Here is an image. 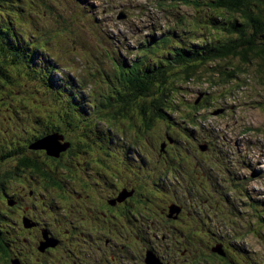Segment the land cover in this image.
Returning <instances> with one entry per match:
<instances>
[{"label":"rangeland","instance_id":"obj_1","mask_svg":"<svg viewBox=\"0 0 264 264\" xmlns=\"http://www.w3.org/2000/svg\"><path fill=\"white\" fill-rule=\"evenodd\" d=\"M155 0H13L16 7V12L10 20L13 23L14 33L17 37L18 44L8 45V41L14 40V35H0V101L1 106L7 105L8 93H12L15 101L19 98L20 106L15 110L14 117L16 120L22 118V109L32 107L33 110L46 108L45 116L54 119L57 122H62L67 118L70 111L76 110L81 122L77 128H72L67 131V135L77 133L87 138L88 142L92 139H102L95 137H103L98 135L101 129L95 128L97 134L92 130V116L94 105L101 102L100 96H105L112 91L121 89L119 84L120 78H109L110 82L105 83L106 91L101 93L102 70L107 74H112V64L110 58H116L119 62L123 55H126V61H130L133 57L129 53L137 49L139 42L147 39L149 34L164 31L168 26L180 23L182 18H190L191 11L185 5H179L174 10H160L154 5ZM129 11V13L126 12ZM8 11L4 2L0 1V18ZM72 12V13H68ZM68 13V14H67ZM84 21L81 22L78 14ZM124 14L122 20L118 18ZM65 19V22L63 19ZM232 19V18H229ZM193 20V19H192ZM185 22V27L188 22ZM83 23V26H82ZM2 23L0 28L2 30ZM184 28V27H182ZM174 31H179L180 29ZM198 30V27H196ZM246 34L254 33L256 35L255 43L259 47L264 48V31L263 36L251 29H244ZM167 32V31H165ZM159 34L165 35L166 33ZM189 34L188 31L183 33ZM200 37L199 34L194 36L195 39ZM69 39H74V43L67 45ZM122 42L118 48V52L114 51L116 43ZM117 39V41L115 40ZM25 40L27 45L24 43ZM38 45L45 49L44 58H53L55 61L53 66H48L49 59L42 62L41 56H34L33 47ZM147 46V45H146ZM143 46L142 49L146 48ZM14 47H17L15 49ZM84 50H87V57L82 59ZM257 56V55H256ZM249 60L254 59L253 70L245 74H239V78H253L250 82L240 84V79L236 78L235 83L229 87H223L222 77H211V70L208 68H200V73L189 84L180 87V75L173 74L169 78V87L182 88L184 97L180 99V107L193 104L201 93H208V104L200 109L199 112L191 111L193 115L180 116L176 113H166L167 121L153 122L148 131H140L138 129V121L135 124L128 122H120L117 120L112 133L113 138L126 139L125 142L130 144L131 139L135 141L134 145L145 146V140L148 141V158L149 166L153 162V156L158 154L156 145L162 143L165 136H170L175 143L171 145L169 154H202L196 147L198 144L205 142L207 134L211 136L209 140L215 139L220 142V145L215 148V144L206 149L207 155H211L212 161L216 156H225V165L229 160H236L234 152L239 155H244L246 165H250L249 169H254L258 172L255 179L248 178L250 174L247 170L244 173H239L240 176H246L244 180H237L234 183V188L228 190L225 188L223 178L225 174L215 175L214 169L208 167L203 170V176L200 175L199 183L206 181L202 188L192 189V200L195 198L203 200V195L208 194L209 199L207 206H214L218 198L224 195L227 202L220 204V207L215 210L208 209L212 212L213 220L208 223L206 229L197 227L198 238L200 240L211 239V233L214 240H218L223 236L233 237L230 230L236 231L235 225L238 227L239 237H233V241L240 246L239 252L236 255V263L239 264H264V80L261 73L257 72V65L261 62L248 56ZM31 60V61H30ZM88 74H94L97 71L98 78L93 85L88 84L84 78V67ZM57 68V72H54ZM45 71V75L51 80L50 86L48 78H38L37 70ZM79 70V71H78ZM42 71V72H43ZM53 71V72H52ZM62 73V75H59ZM101 74V77H99ZM182 77V76H181ZM83 82V84L81 83ZM242 85V86H239ZM103 86V85H102ZM238 86V87H237ZM58 93L65 98H59ZM71 94H75L76 98H72ZM70 97L67 99L66 96ZM112 99L113 96L111 97ZM252 100L253 103L247 101ZM65 101L69 102L66 104ZM75 103V104H73ZM244 105V106H243ZM56 107V109L54 108ZM228 108L227 114L221 117L209 116L210 109L208 108ZM177 108V109H179ZM176 109V110H177ZM8 110H5L7 112ZM23 122L14 126L15 135L21 136L23 132L25 145L28 147L35 143V139H40L43 135L53 129L62 132L65 125H76L79 121L76 113L69 115V120L62 124L51 125V130H48L49 122L42 115H36L35 118L42 121L47 129L42 135L36 136V133L43 130L44 124H34V114L27 111ZM59 116V120L57 119ZM12 118L4 114L0 122L5 123L11 121ZM187 120V122L185 121ZM97 121L105 127H109L106 120ZM195 126V128H193ZM252 126L257 127L254 130ZM205 129L207 132H205ZM179 131L189 137H194V142H185ZM110 137V136H109ZM104 140V139H103ZM86 142V143H88ZM99 141L95 140L87 149L93 152L101 151L102 147L98 145ZM124 142V143H125ZM74 150V155H78L84 150V144L80 139L75 138L69 141ZM9 145V144H8ZM119 145V143H117ZM0 146V150H2ZM10 146L4 148V154L10 150ZM107 151V148L104 147ZM0 153V156L3 154ZM31 152V151H28ZM136 153H139L137 150ZM121 154V150H119ZM96 154H92L95 157ZM136 156V155H135ZM134 156V157H135ZM139 156L134 160L137 161ZM99 158V156H98ZM221 159V158H219ZM256 167L254 168V164ZM6 164H13L10 158ZM137 164V163H136ZM221 163H212L209 165ZM137 165H133L134 169ZM56 173H69L70 169L67 165L58 169H53ZM230 170L234 171L232 164ZM171 169H167L164 175L169 176ZM147 187L152 186L154 179H158L160 175L153 171L146 170ZM6 183H11V179L6 178ZM223 183V184H222ZM166 185V184H164ZM175 196L179 198L181 191L179 184L174 186ZM199 192V193H198ZM170 198H173L170 196ZM232 209V215L224 217V210ZM219 220V223L216 221ZM245 228H247L245 230ZM206 230V232H205ZM206 235V237H204ZM201 250L206 252L203 247ZM197 264L204 261L200 255V246L197 245ZM206 254L208 264H225L221 261H215L208 257L210 251ZM203 254V255H204ZM213 258H219L216 254H211Z\"/></svg>","mask_w":264,"mask_h":264},{"label":"clouds","instance_id":"obj_2","mask_svg":"<svg viewBox=\"0 0 264 264\" xmlns=\"http://www.w3.org/2000/svg\"><path fill=\"white\" fill-rule=\"evenodd\" d=\"M195 0H155L154 5L158 7L160 10H174L177 9L179 5H185L187 6V9L191 11V17L190 18H182L183 20L180 21V23L173 24L172 26H168L164 31L162 32H156L154 34H149L147 36V39H145L142 42H139L138 47L133 52L129 53L133 57L125 63L126 55L122 56V59L118 62L116 58H110L111 64H112V74H107L104 70H102V76L103 80L99 81V85L101 84V90H99L101 93H104L106 91V85L110 82L109 78H119L124 71L130 67L132 62L140 57H148L152 59L153 61H158V56L167 49L169 45L172 44H178V40L186 39L190 40L194 46H202L203 44H210L211 46L216 45L217 41H227L235 38L236 35H233L231 33V24L237 23L241 21V17L238 14H233L230 12H226L225 10L217 9L213 6V3H209L210 0H197L198 5H194L193 2ZM214 1V0H211ZM127 13H129L128 10H126ZM18 13V12H17ZM72 13V12H69ZM78 14V13H73ZM81 22L83 21L81 19V16L78 14ZM13 17V16H12ZM5 16L3 15L0 18V22L4 23ZM11 18V17H10ZM63 19L65 22V19ZM124 18V14H121V16L118 18V20H122ZM232 18V19H229ZM192 20L191 22H188L185 27V22ZM84 22V21H83ZM83 26V23H82ZM239 26V25H238ZM184 27V28H182ZM198 27V30L197 28ZM9 33L4 34L3 32L0 33V35H3L4 37L7 35H14V40L8 41V45H13L14 42L18 44L17 37L14 33L13 23L10 20L9 25ZM180 29L179 31H174L176 29ZM251 29V28H246ZM167 31V32H165ZM185 31H188L189 34H185L183 36V33ZM166 33L165 35H161L157 37L159 34ZM196 34H199L200 37L197 39L194 38ZM117 41V39H115ZM24 43L27 45V42L23 40ZM110 44L112 42L116 43V46L114 48V51L118 52V48L122 44V42H115L114 40L109 41ZM69 46V44H67ZM147 45V46H146ZM179 45V44H178ZM143 46H146V48L142 49ZM17 49V47H14ZM195 48L194 50H196ZM34 50V56H41L42 62H45L49 58H44V51L45 49L43 47H40L38 45H35L33 47ZM247 60H243L242 58L238 57L237 59L232 60L231 58L228 60H214L209 61L207 63H200V62H192L190 65L192 66V69L189 71V77L187 78L185 74L179 73V71H176L175 68H171L169 72L168 78H165L166 80V88L167 90H170L171 93L165 102L162 98V92L161 90H157L156 86L152 87L151 92H148V86H147V78H144L143 84H142V91L141 93L137 92L135 87L136 84L139 82L138 78H120L119 84H121V89L118 88L115 91H112L111 93L100 96L101 102L98 103V105H94L95 114L92 116V130L95 134H97L95 128L101 129L98 135H102L103 137H95V138H102V139H92L88 142L87 138L84 136H81L77 133V130L73 135H67V131H71L72 128H77L80 125L81 119L77 113L76 110H72L68 113L67 118L64 121L57 122L54 119L48 118L45 116L46 114V108L40 109L37 116L40 114L41 117H44L48 120L49 126L48 130H51V125L53 122L56 124H62L65 123L67 120H69V115L71 113H76L79 121L76 125H65L62 132H60L57 129H53L47 134L43 135L40 139H35V143L31 144L29 147L25 145V140L23 136L22 129L21 136L15 135V129L14 126L17 127V125L21 122H23L24 116L28 114L27 108L22 109V118L18 121H14V125L11 127L6 128L5 125L9 122L2 123L0 122V146H2V150H0V153L3 152L4 148L11 147L9 151H7L5 154L0 156V176H1V182L3 183L6 190L14 191L17 187H23L27 186L29 183H32V179L35 178V174L31 172V168L23 169L21 173L15 175L11 173L14 168L18 165L19 161L28 159L32 161H36L39 164H43L46 167L50 169L55 168H62L65 165L68 166L70 169L69 173H56V178L58 179H68V180H74L77 178L79 173L84 170L86 173L90 172L87 169L88 164H93L96 169H99L101 173H105L106 175H109L111 172L109 169H106L104 167V163H107V165H111L109 163L107 155H113L116 157V161L114 163L116 167V177H117V185L121 184L122 177L125 176L126 181H133V184L138 183V186L145 188V192L148 193V197L150 199V202L158 201L162 198H165L171 202L180 201L182 203H197L198 205H202V207L199 208L200 213V219L198 218L196 221V224L191 223L190 227L194 228L196 227L195 236H193L190 239V249L192 250V255L195 253V261L197 264V245L200 246V255L203 256L204 261L201 262V264H208L206 259V254L208 251H210V254L208 257L212 258L215 261H221L225 264H239L236 263L235 260L237 259L236 255L239 252L240 246H238L233 240V237H239L238 227L235 225L236 231L230 230L231 234H234L232 238L226 236H223L221 238H218V240H214V236L211 233V239L209 241L207 240H200L198 238L197 233V227L206 229L208 223L212 222L213 215L212 212L208 211V209L215 210L216 208L220 207V204L224 202H227V198L224 195H221V198H218L217 202L214 206H207L208 201H212L213 199H209L210 197L208 194L203 195V200L196 199L192 200V194L191 190L196 188H202L204 185L207 184V182L204 180L201 183H199L200 177H202L203 170L211 168L214 169L213 173L215 175H221L225 174L223 181L225 188L228 190H231L234 188V183L237 180H244L246 176H240L239 173H244L246 170L250 173L248 175V178L255 179L258 172L254 169H249L250 165H246V161L244 158V155H239L238 152H234L235 159L236 160H229L227 164L225 165V156H216L214 157V161H212V156L207 155L206 149H210L211 146L215 144V148H217L220 145V142L216 141L215 139H210V134H207L205 142L203 144H198L196 146L200 152H206L202 154H169V149H171V145H174L177 143L174 141L170 136H165L164 139H162V143L157 146L156 149L158 150V154L153 156L154 159L151 165L149 166V162L147 161L148 158V141L147 139L144 141L145 146H137L134 145L135 141L131 139L130 144H127L125 142L126 139H117L112 137V133L114 130V126L116 125L117 120L120 122H128L135 124L136 121H138V129L140 131H148L149 127L152 125L153 122H162L167 121L168 116L166 113H176L180 116L188 115L191 117L193 113L191 114L192 110H195V112H199L200 109H203L207 104L209 100L208 93H201L198 95L197 99L194 101L193 104H190V107L187 108V106L180 107V99L181 97H184V90L180 88L182 85L185 87V85L189 84L191 81L194 80V78L200 73V68H209L211 70V74L209 76L211 77H222V83L223 87H229L230 84L235 83V79H240V84H245L246 81L250 82L253 78H239V74H245L250 70H253L252 63L254 62L253 59L248 58V55L246 56ZM152 60L149 62L152 64ZM31 61V60H30ZM55 61L53 58L49 59L48 66L56 65L54 64ZM147 63V59L145 61ZM119 66H123V72H120L118 70ZM239 67L240 70H236L235 72V78L234 77V71L232 68ZM57 68H54V72ZM43 70H37L35 73L38 76V78H48L47 75H45V71ZM52 71V72H53ZM227 72H231L230 77L228 78ZM257 72L261 73V70L259 69L257 65ZM97 73H99L97 71ZM104 73L106 74L104 76ZM173 74L180 75V85L179 88L175 87H169V78ZM59 75H62V73H59ZM92 75V74H91ZM182 76V77H181ZM264 80V74L261 75V77ZM92 82L88 83L90 85H93L96 83L97 78H92ZM98 81V80H97ZM1 82V78H0ZM48 83L50 86H53L51 84L50 78H48ZM106 83V85H105ZM239 86H242L240 85ZM103 85V86H102ZM245 86H248V84H245ZM238 87V86H237ZM167 93V91H165ZM113 96L114 99L111 97ZM59 98H65L62 96V94L58 93ZM70 95L66 96L68 99ZM72 98H76L75 94H71ZM7 105L5 107L1 106L0 101V119L3 117L4 114H10L14 115L15 110L20 106L19 98H17V105H14V100L7 97ZM66 104L69 106V102L65 101ZM249 103H253L252 100L247 101ZM75 104V103H73ZM159 105L156 107L155 105ZM244 106V105H243ZM56 109V107H54ZM179 108V109H177ZM208 108V107H207ZM177 109V110H176ZM210 109L209 116L211 117H221L228 113L229 109L222 107V108H208ZM5 110H8L5 112ZM220 111L219 114L213 115L214 112ZM42 113V114H41ZM36 115H34V124L42 123V121L35 118ZM57 119L59 120V116H57ZM99 120H106L108 122L109 127H105L103 124L99 123L97 121ZM187 122V120H185ZM254 127V130H257V127ZM195 128V126H193ZM47 127L44 124L43 130L36 133V136L42 135L46 131ZM205 132L207 130L205 129ZM179 134L181 135V138L185 142H194V137H189L188 135L184 134L183 131H179ZM54 139L49 137L53 136ZM110 136V137H109ZM75 138L80 139L84 144V150L85 152H82L78 155H74V150L72 145L69 143V141L74 140ZM104 139V140H103ZM95 140H98L97 143L102 147L101 151L93 152L92 150H88L87 148L90 147L92 143L95 142ZM88 142V143H86ZM125 142V143H124ZM42 143H50L56 148V153H50L47 149L40 147ZM119 143V145H117ZM9 144V145H8ZM43 146V145H42ZM48 147V145H47ZM50 147V146H49ZM104 147L107 148V151L104 149ZM15 150H19V152H14ZM28 150H33L35 152H28ZM67 150V153L63 156L61 160H59L56 163L51 162V160L48 157L51 158H58L61 153H64ZM119 150H121V154H119ZM138 151L139 153H136L135 151ZM43 151V152H42ZM55 151V149H54ZM92 154H96L95 157L92 156ZM139 156L137 161L134 160L136 156ZM99 156V158H98ZM127 156L129 159H125L124 157ZM135 156V157H134ZM12 158L13 164L9 165L6 164V162ZM221 158V159H219ZM141 160L145 162V168L141 169ZM83 162H86V166H81ZM221 163V165L218 164H212L209 165V163ZM137 163V164H136ZM137 165L134 169L133 165ZM232 164V167L234 168V171L230 170V166ZM83 165V164H82ZM256 163L254 164V168L256 167ZM124 168H126V172L124 171ZM171 169V174L169 176H165L164 173L167 169ZM146 170L147 171H153V173L160 175L158 179H154L152 182V186L149 188L147 187V176H146ZM198 171L200 172V176L198 175ZM6 178L11 179V183H6ZM247 181V179H245ZM166 184V185H164ZM179 184V189L181 191V194L179 198L175 196V188ZM223 184V183H222ZM53 187H56L54 185ZM199 193V192H198ZM172 196L173 198H170ZM124 197V196H123ZM122 197V198H123ZM173 208V207H172ZM207 211V217L208 219H205V212ZM5 213V212H4ZM225 218L228 219L229 216L232 215V209L227 208L224 210ZM264 218V215L261 216ZM28 223V222H27ZM216 223L220 224V221L217 220ZM247 228H245L246 230ZM206 232V230H205ZM44 234V233H43ZM44 236V235H43ZM206 237V235L204 236ZM48 241V240H47ZM46 241V242H47ZM55 243V242H54ZM45 245V244H44ZM41 246V245H40ZM48 246V245H47ZM180 249H188V243L186 242L185 237H181L180 240ZM206 249V252L201 250V248ZM44 248V247H43ZM219 248L222 254H219L217 252H214L213 249ZM41 249V248H40ZM179 254V253H177ZM204 254V255H203ZM211 254H216L219 256V258H213ZM241 254V253H240ZM149 255V254H148ZM179 256V255H178ZM181 257V256H180ZM147 258V257H146ZM154 258V257H153ZM152 257H149L146 264H158ZM191 261H193V258H191ZM15 262V261H14ZM254 264V263H253Z\"/></svg>","mask_w":264,"mask_h":264},{"label":"flooded vegetation","instance_id":"obj_3","mask_svg":"<svg viewBox=\"0 0 264 264\" xmlns=\"http://www.w3.org/2000/svg\"><path fill=\"white\" fill-rule=\"evenodd\" d=\"M66 153L46 157L56 163ZM107 157L109 175L83 162L89 173L58 179L54 170L24 159L11 173L31 168L32 183L10 191L0 176V264H146L149 257L158 264H196L189 242L196 227L190 225L202 205L150 202L146 189L125 176L117 185L116 157ZM181 237L188 249H180Z\"/></svg>","mask_w":264,"mask_h":264},{"label":"trees","instance_id":"obj_4","mask_svg":"<svg viewBox=\"0 0 264 264\" xmlns=\"http://www.w3.org/2000/svg\"><path fill=\"white\" fill-rule=\"evenodd\" d=\"M0 1L4 2V5L8 8V11L4 14V23L0 22L3 24L2 27L4 29L2 30L0 28V33L3 32L4 34H8L10 17L17 13L15 9L16 6L12 4L13 0ZM191 3L198 5L197 0ZM209 3H213V6L217 9L238 14L241 17L240 22L231 24V33L236 35L235 38L223 42L219 40L214 46H211L210 44L194 46L190 40L183 38L180 41L178 40L179 45H169L167 49L158 56V61H153L148 57H140L134 60L130 67H128L119 78H138L139 82L136 84L135 89L139 93L142 91V84L144 82L142 79L147 78L148 92H151L152 87L156 86L157 90H161L162 98L166 102L171 91L167 90L166 88L165 78H168L171 68H175L176 71L185 74L188 78V73L192 69L190 63L192 62L207 63L209 61H222L228 60L230 58L234 60L238 57L242 58L243 60H247L246 56L250 55L253 58L261 61L258 64V67L262 74H264V48L259 47L255 43L256 35L254 33L246 34V31H244L246 28H251V30H254L256 33L263 36L264 0H210ZM70 43H74V39H69L67 43L69 44V48L72 49L74 45L70 47ZM195 48L197 49L194 50ZM86 57L87 50H84L82 59ZM146 59L147 63L145 62ZM151 60L152 64L149 63ZM83 67L84 78L87 83L92 82V78H98L97 72L90 75L88 74V71H86V67L84 65ZM118 70L123 72V66H119ZM232 70L234 71L233 78H235V72L236 70H240V68L235 67L232 68ZM227 74L229 78L231 72H227ZM105 75L106 74L104 73V76ZM99 77H101V74H99ZM81 83L83 84V82ZM165 91H167V93H165ZM7 97L14 98V95H12V93H8ZM155 106L158 107L159 105L156 104ZM27 111L37 115L40 109L33 110V108L30 107L27 108ZM8 115L12 118V120L5 125L6 128L14 125V121H18L15 119L14 115Z\"/></svg>","mask_w":264,"mask_h":264},{"label":"water","instance_id":"obj_5","mask_svg":"<svg viewBox=\"0 0 264 264\" xmlns=\"http://www.w3.org/2000/svg\"><path fill=\"white\" fill-rule=\"evenodd\" d=\"M219 113H220V111H218V112H214L213 115H217V114H219ZM49 137H51V138L54 139V135H53V136H49ZM42 145H43V146H42ZM47 145H48V147H47ZM49 146H50V147H49ZM40 147H43V148L47 149L50 153H56V148H55L53 145H51L50 143H46V144H45V143H42V144L40 145ZM54 149H55V151H54ZM213 251H214V252H217V253H219V254H222L219 248H217V249H213Z\"/></svg>","mask_w":264,"mask_h":264},{"label":"bare ground","instance_id":"obj_6","mask_svg":"<svg viewBox=\"0 0 264 264\" xmlns=\"http://www.w3.org/2000/svg\"><path fill=\"white\" fill-rule=\"evenodd\" d=\"M171 228V227H170ZM106 241V240H105ZM139 261V260H138ZM141 264V263H140Z\"/></svg>","mask_w":264,"mask_h":264}]
</instances>
